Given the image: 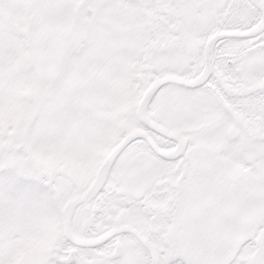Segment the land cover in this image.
Wrapping results in <instances>:
<instances>
[{
	"label": "snow or ice",
	"instance_id": "6c2138e0",
	"mask_svg": "<svg viewBox=\"0 0 264 264\" xmlns=\"http://www.w3.org/2000/svg\"><path fill=\"white\" fill-rule=\"evenodd\" d=\"M0 264H264V0H0Z\"/></svg>",
	"mask_w": 264,
	"mask_h": 264
}]
</instances>
